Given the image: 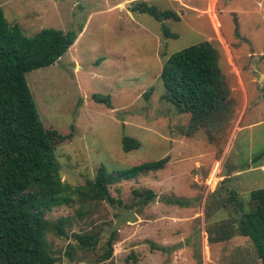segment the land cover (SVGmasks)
<instances>
[{
    "label": "rangeland",
    "instance_id": "obj_1",
    "mask_svg": "<svg viewBox=\"0 0 264 264\" xmlns=\"http://www.w3.org/2000/svg\"><path fill=\"white\" fill-rule=\"evenodd\" d=\"M144 6L174 12L180 21L158 22L136 10ZM0 7L27 37L44 29L78 34L54 65L26 75L44 127L69 138L54 154L61 181L74 192L69 204L45 214L53 227L67 220L62 236L54 228L47 233L54 264H262L247 238L209 243V224L235 211L240 216L236 208L211 222L205 212L218 190L237 192L248 209L250 194L264 188V0H0ZM164 28L176 38H166ZM203 42L219 52L235 101L217 144L204 131L185 137L189 115L163 99L167 59ZM94 95L109 97L111 108L93 102ZM125 136L140 148L125 153ZM166 157L163 170L109 186L115 204L80 193L102 165L126 171ZM135 190H152L157 198L139 208ZM163 197L190 200V206H169ZM111 205L133 211L138 222L113 233L104 259L110 238L102 232L120 214ZM88 236L98 244L85 251L76 237Z\"/></svg>",
    "mask_w": 264,
    "mask_h": 264
},
{
    "label": "trees",
    "instance_id": "obj_2",
    "mask_svg": "<svg viewBox=\"0 0 264 264\" xmlns=\"http://www.w3.org/2000/svg\"><path fill=\"white\" fill-rule=\"evenodd\" d=\"M156 21H180L171 11L160 12L154 7H138ZM81 32V29H80ZM166 38L176 35L166 28ZM76 31L63 32L44 29L32 37L23 34L18 25H11L0 7V264H54L47 233L54 228L62 236L67 220H59L55 227L45 214L70 203L74 192L60 178V167L54 151L69 138L56 130H47L39 116L26 75L54 65L74 45ZM161 80L165 89L163 99L178 114L189 115L188 126L182 131L188 138L204 131L211 144H217L221 132L233 120L235 101L230 86L219 65V52L209 42L191 46L170 56L163 67ZM147 97V95H146ZM93 102L111 108L109 97L92 96ZM125 153L138 150L141 143L131 137L122 138ZM169 159L144 163L126 171L109 172L101 166L96 178L80 191L94 201H108L109 186L134 179L142 174L158 172ZM77 191V190H76ZM78 192V191H77ZM139 208L155 201L152 190L133 192ZM252 207L246 209L235 191L213 193L206 202L205 220L211 222L220 211L230 206L235 215L209 224V243L229 242L236 237L249 239L264 264V188L250 194ZM169 206L189 207L190 200L163 197ZM121 205L120 202H116ZM82 250L96 247L98 238L76 237ZM108 239L104 259L112 253ZM154 249L163 250L152 245Z\"/></svg>",
    "mask_w": 264,
    "mask_h": 264
},
{
    "label": "water",
    "instance_id": "obj_3",
    "mask_svg": "<svg viewBox=\"0 0 264 264\" xmlns=\"http://www.w3.org/2000/svg\"><path fill=\"white\" fill-rule=\"evenodd\" d=\"M111 207L113 208V210L119 212L120 214L117 216L116 222L112 226L106 225L104 227L102 233L108 238H110L113 235V233L117 232L119 228H121L122 226L127 224H135L138 222V217L133 211L127 210L120 206L114 207L111 205ZM235 213H237V211H235Z\"/></svg>",
    "mask_w": 264,
    "mask_h": 264
},
{
    "label": "bare ground",
    "instance_id": "obj_4",
    "mask_svg": "<svg viewBox=\"0 0 264 264\" xmlns=\"http://www.w3.org/2000/svg\"><path fill=\"white\" fill-rule=\"evenodd\" d=\"M213 19H214L213 22H215V24L218 26L215 15H214V18Z\"/></svg>",
    "mask_w": 264,
    "mask_h": 264
}]
</instances>
